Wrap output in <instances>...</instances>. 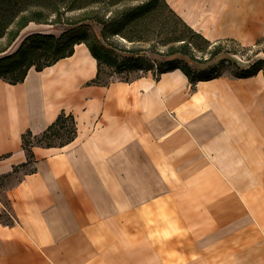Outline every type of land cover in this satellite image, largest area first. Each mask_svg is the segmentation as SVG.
<instances>
[{"label": "crops", "instance_id": "1", "mask_svg": "<svg viewBox=\"0 0 264 264\" xmlns=\"http://www.w3.org/2000/svg\"><path fill=\"white\" fill-rule=\"evenodd\" d=\"M165 1L211 41L264 35V0ZM97 70L81 42L22 82L0 78V174L26 161L25 131L62 111L77 128L33 146L35 170L6 190L0 264H264V72L92 83Z\"/></svg>", "mask_w": 264, "mask_h": 264}, {"label": "trees", "instance_id": "2", "mask_svg": "<svg viewBox=\"0 0 264 264\" xmlns=\"http://www.w3.org/2000/svg\"><path fill=\"white\" fill-rule=\"evenodd\" d=\"M129 3L135 4L128 6ZM96 4L102 5V8L116 4H124V7L116 10L113 16H106V14L100 15L99 10L93 7ZM158 4L162 6L161 8H167L169 12L177 17L178 22L180 21L183 26V30L179 35L172 37L167 49L162 51L165 58L159 63L160 70H157V72L179 68L185 73L192 85L198 80H208L224 75L222 72L224 59L231 58L229 56L231 53L235 54V52L225 49L224 44L227 42L241 44L232 38L211 41L203 37L186 24L165 0H0V39L6 36V43L0 49V53L4 52L15 41L20 31L29 22L75 25L74 28H66L58 37L53 34L37 32L27 35L14 52L0 56V78L11 84L22 82L29 68L42 70L58 59L71 55L75 44L82 42L86 44L97 60V74L91 82L99 83L100 62L103 60L116 62L114 54L111 53L110 43L107 40L108 33L117 34L124 26L128 29L131 28L133 26V14L153 9ZM62 7L66 8L65 11L81 10V14L77 18L63 22L62 13L64 12H61ZM95 22L101 28L99 35L92 34L91 36L90 31ZM71 31H75V34L69 35ZM262 37L258 38L255 43H259ZM201 43L205 46H211L209 56L206 58H199L193 53L194 50L202 48ZM234 62L237 71L231 75L232 77H248L259 71L264 72L263 58H257L246 66L237 64L235 60ZM135 66L136 63H134ZM76 133L74 116L63 111L40 134L34 135L30 130L25 131L21 135V146L25 150L26 161L13 166L10 171L0 174V183L3 184L4 179L16 173L19 168L31 166L28 172L35 170L33 146L61 147L71 142ZM61 138H63L61 141L54 142L55 139ZM5 156L0 155V158ZM1 218L2 214H0ZM5 223H12V218H9Z\"/></svg>", "mask_w": 264, "mask_h": 264}, {"label": "rangeland", "instance_id": "3", "mask_svg": "<svg viewBox=\"0 0 264 264\" xmlns=\"http://www.w3.org/2000/svg\"><path fill=\"white\" fill-rule=\"evenodd\" d=\"M135 3H129L128 6L134 5ZM96 10H99V14H106V16H113L116 10L124 7V4L109 5L106 8H102V5L96 4L93 6ZM160 6L144 10L137 14H133V26L127 28L124 26L122 30L117 34L108 33L107 40L111 46V53L115 57L116 62L111 60H103L100 62V76L98 79L99 83H108L114 79H126L132 78L139 75V69L143 72L153 70H160L159 63L165 58L162 55V51L167 49L170 44L172 37L177 36L182 32L183 26L181 22H178L175 17L167 8ZM62 7V20L63 22L69 19H74L80 16L81 10H66ZM75 25L60 23V24H40L29 31H20L21 33L15 39V41L2 53L8 54L14 52L21 41L29 34L37 32L42 34H53L58 37L66 28H74ZM100 25L95 22L91 28V36L99 35ZM75 34V31H71L69 35ZM19 38V39H18ZM198 40V39H197ZM199 42V40H198ZM6 43V36L0 39V49L4 47ZM202 48L194 50V55L199 58H206L209 56V50L211 46H205L201 43ZM225 49L235 54H229L231 58L224 59L222 72L226 76L233 75L237 69L234 65V60L241 66L250 64L257 58L264 59V36L260 39L259 43L253 45H238L236 42H227L224 44ZM244 46V47H242ZM133 50V52H131ZM134 63L136 66L134 67ZM134 67V68H132ZM165 69V67H163ZM61 139H55L54 142H59ZM31 166L19 168L16 173H13L7 179H4L3 184L0 183V201L3 203L6 209L2 213V221H7L10 216V204L5 195L6 190L9 187L15 185L22 177L25 172H28ZM10 212V213H9Z\"/></svg>", "mask_w": 264, "mask_h": 264}, {"label": "built area", "instance_id": "4", "mask_svg": "<svg viewBox=\"0 0 264 264\" xmlns=\"http://www.w3.org/2000/svg\"><path fill=\"white\" fill-rule=\"evenodd\" d=\"M139 72H141V73H142V72H143V70L139 69ZM153 72H154V73H157V70L155 69V70H153Z\"/></svg>", "mask_w": 264, "mask_h": 264}]
</instances>
